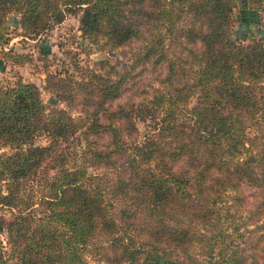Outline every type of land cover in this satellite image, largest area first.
Segmentation results:
<instances>
[{
	"label": "trees",
	"instance_id": "trees-1",
	"mask_svg": "<svg viewBox=\"0 0 264 264\" xmlns=\"http://www.w3.org/2000/svg\"><path fill=\"white\" fill-rule=\"evenodd\" d=\"M240 3L264 29V0H0L2 46L10 13L37 38L79 10L132 54L46 75L76 117L0 82V264H264V37L234 36Z\"/></svg>",
	"mask_w": 264,
	"mask_h": 264
},
{
	"label": "rangeland",
	"instance_id": "rangeland-1",
	"mask_svg": "<svg viewBox=\"0 0 264 264\" xmlns=\"http://www.w3.org/2000/svg\"><path fill=\"white\" fill-rule=\"evenodd\" d=\"M79 14V10L67 13L60 22L53 24L37 38H31L21 35L18 15L10 13L6 18L9 41L3 46L0 45V54L2 50L11 47L8 54H22L26 59L16 63L9 59H0V82L13 81L17 77L23 81H32L39 87L41 99L47 107H63L76 117L79 114L77 105L68 106L64 101L58 100L54 92L45 87L46 75L70 74L73 78L80 79L82 76L86 77L90 70L103 73L107 65L129 62L132 58L131 47L128 45L109 47L104 43L103 37H97L93 41L83 36L78 29ZM232 32L237 39L246 40L257 35L264 37V29L256 14L241 3L233 10ZM101 60L107 62L102 64ZM136 125L138 132L142 134L149 129L151 123L149 120H138ZM35 142L45 143L46 137L40 135ZM7 150L5 147L0 148V152ZM90 170L98 172L102 168ZM8 212L7 208H0V213L5 216H8ZM0 237L5 239L2 227ZM86 259L90 264H107L102 257L91 251L87 252Z\"/></svg>",
	"mask_w": 264,
	"mask_h": 264
}]
</instances>
